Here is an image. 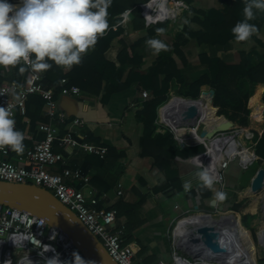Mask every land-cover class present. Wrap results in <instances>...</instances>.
Returning <instances> with one entry per match:
<instances>
[{
    "label": "crops",
    "instance_id": "obj_1",
    "mask_svg": "<svg viewBox=\"0 0 264 264\" xmlns=\"http://www.w3.org/2000/svg\"><path fill=\"white\" fill-rule=\"evenodd\" d=\"M194 1L197 3V6L194 4L196 7L204 9L221 8L219 0ZM10 2L18 4L19 0H10ZM183 17L185 18L176 22L158 23L163 24L161 30L157 29L158 31L147 36V30L158 24L146 27L141 17L143 25L141 24L139 27H143L139 29L133 27L130 16L127 23L119 25L123 30V36L113 39L111 47L105 54L106 58L117 62V54L122 49L120 39L128 45L141 40L136 48V52L142 58L141 74L157 73L160 86L166 85L164 76L167 71V65L162 60V57L171 53L175 37L179 32H182L185 25H189L192 30L200 28L197 24L190 23L189 13L185 16L183 15ZM162 29H164V32H162ZM185 37L187 38L186 35ZM150 38L163 41L167 46L166 49L159 53L154 52L146 43ZM251 44L252 49L263 53L264 49L259 44L254 41ZM233 45L235 46L231 53L219 57V53L212 46L198 44L196 40L188 38L187 43L182 46V50L190 59L189 61L196 65L192 66L193 70H188L191 71L188 74L189 80L195 81L202 74H210V69L198 66V60H196V55L198 54L206 53L211 58H221L228 63L237 62L238 55L235 52L237 50L235 48L241 46L236 39H233ZM91 50L92 48L83 56L87 55ZM259 60L260 56L258 57L257 55L256 62ZM32 63L34 61L30 59V65ZM21 65L23 67L30 66L23 63ZM56 69L61 75H64L69 70L61 66H56ZM51 70L53 69L50 68L44 72H38L32 69L31 72L32 75L34 73L39 74L42 80L43 76ZM128 70L117 72L116 81L123 82ZM14 80H16L15 67H0V85L5 83L24 84L22 78L19 83ZM258 86L260 84L255 87L254 93ZM178 88L179 84L172 81L168 82L167 91L164 94L166 99L170 94L179 95L177 92ZM48 89L52 88L49 87ZM143 91L149 92L138 84H134L130 88L111 94L105 91H101L97 95H89L81 91L78 96L58 93L55 96L57 111L66 116L64 121L58 117H50L44 102L40 106H31L28 115L26 112L25 114L18 112L16 129L21 131L24 136V151L16 153L7 147L2 148L7 152L3 154L0 149V161L8 159L16 163L19 162V157L24 154L25 150L44 137V134L39 130L41 124L51 125L60 135L73 130L79 137L82 136L83 140L105 146L107 154L104 158H99L95 154L88 153L82 149L61 146L58 142H55L53 149L63 155V161L49 167L48 171L61 174L64 168H68L72 171L80 172V177H65V182L74 188H82L85 191L93 189L97 199L95 207L98 209L114 208L117 212L115 227L121 228L126 242L133 245L134 261L137 264H155L161 261H170L171 253L176 247L181 254L185 252L184 255H189L190 252L187 253V250L184 249L182 252L179 249L183 248L182 245L184 243L178 242L180 237L181 239L187 237V233L178 228L173 232L175 223L181 216L195 212L199 213V215L217 217L218 215L229 213L230 211L228 210L230 208L228 202L213 203V193L219 190L218 186H213L212 190H204V192L200 193V186L195 177V173L199 168L183 160L196 154L198 150L196 147L184 148L185 145L182 146V144L177 143L174 138L175 141L169 140L161 152L162 156L158 157L160 164H162L160 167L156 165L155 157L145 155L146 152L150 154V150H146L143 146V135L146 130L151 132V137L153 138L157 135H162V137L166 135H163L162 133L164 132L158 131L157 128H153L151 119L141 115L143 102L145 101L141 95ZM262 92L260 87V98L262 97ZM206 93L210 96V90L202 87L198 97ZM212 97L213 94L210 97L211 103ZM262 104L264 105V103ZM157 107L154 110L155 116H157ZM248 108L251 110V117H249L248 126L245 127L260 135L264 128L259 132L253 130L250 126L253 109L249 104V100ZM217 115H219L218 108ZM219 116L223 119L220 125H226L227 122H231L223 116ZM74 119H79L82 124L74 126L72 124ZM212 119L214 120L215 116L211 117L210 120ZM254 146L253 150L255 152ZM241 169L237 163L235 165L232 163L225 171V190L223 192L226 195L235 190L231 185L232 180L239 182L242 179L243 186H246V183L248 184L252 180L254 173L245 175L244 172H248V170ZM85 178L87 179V185L84 181ZM185 181H191V186L188 190L183 187ZM119 191H121L120 194H118ZM203 193H209V195L203 196L201 195ZM245 193L251 195L249 188H247ZM219 206H223V213L219 212ZM236 222L235 226L237 227L239 222L238 220ZM251 222L249 223V228L253 225ZM261 231L260 233L258 232V243L261 240ZM244 244L247 247V252L242 254L234 263L228 262L227 264H264V250L255 251L254 246H251L252 243L250 244L247 240ZM194 251L198 252V250ZM192 254L190 253V255ZM199 254L202 253L200 252ZM194 255H198V253ZM211 259H215V257H211Z\"/></svg>",
    "mask_w": 264,
    "mask_h": 264
},
{
    "label": "built area",
    "instance_id": "obj_2",
    "mask_svg": "<svg viewBox=\"0 0 264 264\" xmlns=\"http://www.w3.org/2000/svg\"><path fill=\"white\" fill-rule=\"evenodd\" d=\"M138 8L145 26L150 27L167 21L176 22L188 9V4L186 0H146L138 4ZM130 14L131 9L125 10L120 15L121 21L113 26V29L127 23ZM21 63L29 66L30 60ZM59 86L61 95H80V88L77 85H69L65 77L60 79ZM31 94L42 97L50 117H58L62 121L66 119V116L57 111L54 90L45 88L41 83V76L34 73L28 85L14 83L0 85V106L11 110L15 127L17 113L25 114L26 102ZM141 95L143 100L149 98L147 91H143ZM210 97L207 93L198 98L170 94L166 101L157 107L155 125L158 131L170 132L179 144L201 146L199 152L183 160L199 170L208 168L217 179L214 186H218V191H224L225 171L232 163H237L240 168L245 169L259 157L253 150L255 142L252 130L234 124L226 129H220V122L223 119L217 115V107L213 106ZM207 105L215 109L216 120H210ZM72 124L81 125L82 121L74 119ZM39 130L44 137L26 149L19 157V162L8 159L0 161V180L30 183L47 189L78 216L118 264H137L134 261L133 245L126 242L123 230L115 227L116 210L98 209L95 207L97 199L93 189L85 191L65 182V177L77 178L81 176L80 172L68 168H64L61 174L48 171L49 167L63 161V155L53 149L55 142L61 146L82 149L99 158L105 157L107 148L83 140V137H79L73 130L60 135L49 124H41ZM1 150L6 154L5 149ZM84 181L87 185L86 178ZM120 193L121 191L118 192ZM183 218L181 216L177 220L173 232L177 230V225ZM177 249V247L173 249L170 261L155 264H227L229 262L211 259L203 253L184 255ZM74 252L79 253L72 242L42 219L0 205V264H45V258H51L56 253L59 254L60 260L70 262Z\"/></svg>",
    "mask_w": 264,
    "mask_h": 264
},
{
    "label": "trees",
    "instance_id": "obj_3",
    "mask_svg": "<svg viewBox=\"0 0 264 264\" xmlns=\"http://www.w3.org/2000/svg\"><path fill=\"white\" fill-rule=\"evenodd\" d=\"M146 0H112L111 6L108 8V23L109 28L102 37H99L96 45L85 56L82 57L81 63L74 65L64 75L57 71L56 65L51 67L53 70L47 72L41 83L45 88H52L55 94L61 90L59 81L62 77L68 79V84L77 85L81 91L89 95H97L101 91L107 93H115L118 91L130 88L134 84H138L142 88L148 90L151 99H145L141 115L152 120L153 128L156 129L154 110L166 99L164 94L167 91V83L172 81L179 84L177 92L179 95L190 98H198L202 87L208 90H213L212 104L218 108V114L225 116L228 120L240 125L248 126L251 110L248 108V100L253 95L255 87L262 85L264 87V52L260 55L258 62L251 61L250 53L245 49V45L249 42H256L264 49V11H255V17L249 22L255 26L253 35L247 41H237L239 47L235 50L238 55V61L235 63H228L221 58H211L208 54L202 53L196 55L198 66L204 69H210V74H202L197 80H189L193 67L192 64L182 50L188 38L197 41L198 44H206L212 46L218 56L223 57L227 53H231L234 49L232 28L239 21L244 19L243 9L246 0H219L221 8L204 9L201 7L191 6L187 13L190 14V23L197 24L200 28L192 30L189 25H185L182 32L178 33L172 45V51L169 55L163 56L162 60L167 65V71L164 76V83L166 85L160 86L159 76L157 73L142 75L140 67L142 58L136 52L141 40L134 42L132 45L125 44L122 39V49L117 54V62H113L106 58V52L111 47L113 39L123 36V30L118 26L113 29L121 21L120 15L127 9H131V22L133 27L141 29V15L138 4ZM163 24H158L147 30V36L161 30ZM158 29V30H157ZM187 36V38L185 37ZM230 51V52H229ZM193 58V57H191ZM51 63V62H50ZM23 65L15 66L16 80L15 82L23 81V85L30 84L32 80V68L25 67L24 73L20 71ZM129 69L126 78L123 82H117L115 77L117 72ZM194 69V68H193ZM192 69V70H193ZM23 73L22 75H20ZM148 100V101H147ZM43 99L38 94H31L26 102V113L28 115L31 106H40ZM262 102L264 103V90L262 92ZM209 109V105H208ZM209 114H215V109L210 107ZM162 135L151 137V132L144 133L143 146L146 150H150L148 154L155 157V163L160 167L158 157L162 156L161 152L166 143L173 139L170 132H164ZM255 154L259 159H264V131L259 135L254 131ZM198 149L201 146H185L184 148ZM152 149V151H151ZM144 151V149H143ZM207 189L200 187V193ZM209 191V190H207ZM208 196L209 193L201 194ZM232 210H238L239 205L235 204ZM253 218L252 215L244 214L242 216V223L249 227V220Z\"/></svg>",
    "mask_w": 264,
    "mask_h": 264
},
{
    "label": "clouds",
    "instance_id": "obj_4",
    "mask_svg": "<svg viewBox=\"0 0 264 264\" xmlns=\"http://www.w3.org/2000/svg\"><path fill=\"white\" fill-rule=\"evenodd\" d=\"M112 0H0V67H15L22 61L33 60L30 67L38 72L53 64L67 69L81 63L82 57L93 48L99 37L109 28L108 8ZM264 11V0H246L244 19L235 24L232 34L237 41H247L255 26L249 23L255 11ZM147 46L159 53L166 44L159 39H148ZM51 62V63H50ZM25 68L20 67L23 72ZM24 136L15 127L11 110L0 106V149L9 148L16 153L24 151ZM202 189L212 190L217 179L208 169L195 173ZM191 181L183 187L188 190ZM226 199V193L215 191L213 203ZM53 251H55L53 249ZM45 264H88L77 252L73 259L62 261L56 253L45 258Z\"/></svg>",
    "mask_w": 264,
    "mask_h": 264
},
{
    "label": "water",
    "instance_id": "obj_5",
    "mask_svg": "<svg viewBox=\"0 0 264 264\" xmlns=\"http://www.w3.org/2000/svg\"><path fill=\"white\" fill-rule=\"evenodd\" d=\"M211 94H213V90H210V96ZM230 125L231 122H227L226 125H221L220 129H226ZM263 187L264 168H259L250 183L252 194H257ZM0 205L36 216L48 226L56 228L72 242L80 255L91 264H118L78 216L47 189L30 183L0 180ZM219 212H224L223 206H219ZM221 219L223 220L222 216H219V220ZM226 223L231 225L230 221H226ZM195 228L200 233V231H211L215 226L206 223ZM213 238L217 239L215 236L202 238L204 245L208 247L209 253H221L219 241ZM225 255L222 256L224 259L227 258ZM219 256L221 259V255Z\"/></svg>",
    "mask_w": 264,
    "mask_h": 264
},
{
    "label": "rangeland",
    "instance_id": "obj_6",
    "mask_svg": "<svg viewBox=\"0 0 264 264\" xmlns=\"http://www.w3.org/2000/svg\"><path fill=\"white\" fill-rule=\"evenodd\" d=\"M186 1H187V4H188V9L184 11V13H183L184 16L187 14V12L191 8V6H195L197 4V3H195L194 0H186ZM198 4H200V3H198ZM183 15L181 17H179L176 21L181 20L182 18H185V17H183ZM235 49H238V48H235ZM245 49H247L248 52L250 53L249 55L251 57V61L254 62V63L257 60V55L259 57L262 54L261 51H257L256 49H252L251 42L245 45ZM260 87H261V91L264 90L263 86H261V85L258 86V88L256 89L255 93L249 99V104H250V106L253 109L252 118H251V125L250 126L252 127L253 130H256V131H259V132H261L262 129L264 128V117H263L264 105L262 104L263 103L262 102V97L260 98ZM260 99H261V101H260ZM209 109H210V105H209ZM213 116H215V115L213 114L212 116H209L210 119ZM221 116H223V115H221ZM223 117L226 118L225 116H223ZM250 117H251V115H250ZM232 123L234 125H238V124H236L234 122H232ZM235 164L236 163H234V165ZM259 168H264V159H257L255 161H253L251 165H248L245 168V169L248 170V172L247 171L246 172L242 171V172H244L245 175H249L250 173H254V175H255L256 171ZM241 170H243V169H241ZM254 175L252 177H254ZM250 183H251V181L248 182V184L246 183V186H243L242 179L239 182L235 181V180H232L231 185H232V187L235 190L232 191L230 194H227L226 195V199L223 202H225V203L228 202L229 203L228 206H229L230 210H228V211H230V212L227 213V214L235 215L237 220H239V224L237 226L239 228V236H240L241 241L244 243L247 240V242H249L250 244L252 243L251 246H254L255 251H258V250H264V245H263V243H264V188L261 189L257 194H252L251 188H250ZM247 188H249V192H251V195L245 193ZM250 203H252V205H250ZM235 204L239 205V209L238 210H232L231 209ZM194 214H196V213L195 212L189 213V214H186L183 217L185 218L186 216H188V217H186L187 218V223H189L192 220L199 219V218H208L207 216H204V215H202L203 217L202 216H194ZM244 214H248V215H252L253 216V218L251 220H249V223L252 221L251 223L253 224L251 228H249L248 226H244V224L242 223V216ZM211 217H209V218H211ZM184 218L179 221V223L177 225V228L179 227L180 223H182L184 221ZM215 219H219V215L217 217L215 216ZM225 219L218 220V223H225L227 226L229 225V227L231 228V225L229 223L227 224L226 221L224 222ZM225 224H223V226L226 227ZM227 229H228V227H227ZM232 230H234L233 227H232ZM260 230H262V231H261V240H260V242H259L260 244H259L258 243V241H259L258 232ZM185 232L187 233V237H184L182 239L180 237V239L178 240L179 243H181L182 240H183V242H182V243H184L182 245L183 248H179L182 252L185 249V250L188 251L187 253H189V252L193 253L192 255L197 254V253L199 254L201 252L205 256L215 257L216 260L218 259V260H225L226 261L228 259V258H225V259L224 258L223 259L219 258L220 257L219 255H221V257H222V256H224L226 254V252L223 251V253H218L219 255L216 252H215V254H214V252L209 253V251H208L209 249L205 245H203L204 249L199 250L198 252H195L194 250H195L196 245H198L201 241L203 242V239L202 238L200 239L199 232L194 227V225H188L187 230L184 231V233ZM213 239H215V238H213ZM215 240H217V239H215ZM188 241H189L190 244L187 243ZM185 247H188V248H185ZM184 254H185V252H184Z\"/></svg>",
    "mask_w": 264,
    "mask_h": 264
},
{
    "label": "bare ground",
    "instance_id": "obj_7",
    "mask_svg": "<svg viewBox=\"0 0 264 264\" xmlns=\"http://www.w3.org/2000/svg\"><path fill=\"white\" fill-rule=\"evenodd\" d=\"M207 108H208V105H207ZM221 213H223V212H221ZM194 216H202V215H199V213H196V214H194ZM220 216H222L223 219L226 218L224 220V222L230 221L231 227H233L234 230H232V228H230L229 225L227 226L225 223H222V224L218 223L219 219H215V217H211L212 218L211 219V218H209V216H207L208 218H199L196 220H192L189 223H187V218L185 217L184 221L181 223V225L178 227V229H182V230L186 231L188 225H194V227H197V225H203L206 223L210 224L212 226H215V228H213V230H211V231H200L199 237L200 238H205V237L208 238V237H214L215 236L217 238V241H219V243H220V250L219 251L221 253H223V250H224L227 254V256L225 255L228 258L227 260L230 263H234L240 256H242V254H245L247 252V249H246L244 243L240 239L238 226L237 227L235 226V222L237 221L235 215L222 214ZM223 224H225L226 227L223 226ZM227 227H228V229H227ZM259 233H260V231H259ZM182 242H183V240H182ZM187 243H189V241ZM203 245H204V243L201 241L198 245H196L195 250H198V251L201 250V248H203Z\"/></svg>",
    "mask_w": 264,
    "mask_h": 264
}]
</instances>
